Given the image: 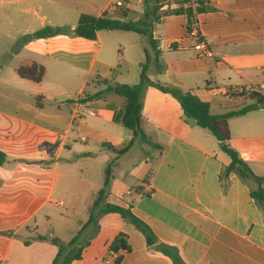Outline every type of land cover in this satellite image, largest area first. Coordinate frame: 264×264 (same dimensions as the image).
I'll return each mask as SVG.
<instances>
[{"label":"crops","instance_id":"obj_1","mask_svg":"<svg viewBox=\"0 0 264 264\" xmlns=\"http://www.w3.org/2000/svg\"><path fill=\"white\" fill-rule=\"evenodd\" d=\"M193 1L154 0L160 12ZM203 1L209 9L198 14V26L214 52L211 58L200 56L185 38L186 14H162L154 23L156 55L133 31L101 30L94 40L72 33L82 14L116 15L110 0H0V152L6 156L0 164V264H52L57 246L37 236L68 242L91 214L96 217L84 233L89 243L72 264H116L119 256V264H173L148 246L133 224L104 213L105 203L130 207L159 241L179 248L188 264H264V216L249 186L231 173L223 187L219 176L230 157L212 134L184 118L172 95L156 87L145 92L142 129L162 146L146 143L158 155L149 153L124 170L136 183L131 187L112 191V173L106 197L95 205L105 178L90 174V166L98 165L106 151L116 154L113 147L121 148L132 134L121 122V98L110 93L89 99L105 88L94 79L137 84L118 78L129 57L140 79L148 47L152 81L192 90L217 114L251 103L239 97L241 88L264 85V0ZM125 2L136 21L143 1ZM46 26L69 32L29 38ZM22 60L44 66L40 83L18 75ZM37 97L44 98L43 105L35 103ZM78 104L96 113L76 115ZM229 126L230 145L251 168L259 164L257 175L264 177V103L231 118ZM80 209L84 213L76 215ZM119 233L127 235L129 251L110 249Z\"/></svg>","mask_w":264,"mask_h":264},{"label":"trees","instance_id":"obj_2","mask_svg":"<svg viewBox=\"0 0 264 264\" xmlns=\"http://www.w3.org/2000/svg\"><path fill=\"white\" fill-rule=\"evenodd\" d=\"M142 1L144 10L136 21L128 19L129 10L125 7H122L116 12V15L105 13L100 17H96L89 14H82L72 33L76 36L94 40L96 39L97 33L101 30L133 31L143 36L147 41L148 47H151L157 55L156 42L153 39L152 29L154 23L159 21L162 14H186L188 17L187 31H190L194 25H198V14L209 9L205 6L203 0H194L191 5L186 7L160 12L161 6L156 4L154 0ZM66 32L69 31L61 27L46 26L29 36V38H44ZM148 47L145 49L147 56L146 62L141 64L140 79L137 84H119L107 79H94L99 85H104L105 88L96 94L89 96V99L101 98L105 94L110 93L121 98V122L132 134L130 141L124 144L121 148L113 147L116 152V158L110 161L106 167L105 185L98 193L95 205L99 204V202L103 200V197H106L107 195V187L110 184L112 170L116 165L117 160L128 153L138 140L148 143L156 148L162 147L152 142L142 129L145 92L149 87H156L160 91L172 95L180 103L184 118L188 122L206 129L218 140L221 149L230 157L229 165L224 168L219 176L223 187H227L229 175L235 173L249 186L250 196L254 199L264 216V177L256 175L252 171L249 163L241 157L240 153L234 147L230 145L231 131L229 126V120L231 118L244 115L262 105L264 103L263 94L261 92L246 91L243 87L240 89L239 97H246L249 99L251 101L249 105L226 113H214L210 103L200 99V97L192 90L183 91L176 87L152 81L148 74L150 66ZM16 72L21 78L34 83H40L45 75V68L34 61L22 60L16 66ZM43 100V97L35 98V101L37 102L36 104L38 105H43ZM5 160V154L0 152V164L4 163ZM136 189L138 192H142L140 187H137ZM94 211L95 207L92 208L91 212L94 213ZM102 211L104 213H117L123 220L133 224L135 228L144 235L148 246H154L156 251L168 256L173 264H188L182 258L179 248L166 242L159 241L152 228L136 216L130 207L124 208L105 203ZM93 215L94 214H91L92 217L90 218V222L85 224L82 230H80V232L68 242L59 237L45 235L37 236L40 239H48L57 246L58 252L52 264H72V262L81 258L83 249L89 243V240L86 239L87 235H84V233L94 221V216L96 217V215ZM110 249L116 253L120 250L129 251L130 246L127 243V235L119 233L111 243ZM115 262L116 264H119L121 262V256L117 257Z\"/></svg>","mask_w":264,"mask_h":264},{"label":"rangeland","instance_id":"obj_3","mask_svg":"<svg viewBox=\"0 0 264 264\" xmlns=\"http://www.w3.org/2000/svg\"><path fill=\"white\" fill-rule=\"evenodd\" d=\"M121 9V8H120ZM119 9V10H120ZM52 13V12H50ZM42 14H44V12H42ZM141 16V15H140ZM73 17H71V21H72ZM128 19L133 20L134 19V15H130L128 17ZM142 40H145V38L143 36H141ZM142 43H145L144 41H142ZM121 56V54H119ZM129 57L127 58V60L124 63V69H125V73L124 76H120L118 78V80L123 81V82H132L133 83H137L139 81V67L136 66L134 63L132 64L131 62H129ZM118 73V72H117ZM134 76V79L131 80V76ZM221 85V83H220ZM35 103H37L35 101ZM248 103H250V101H248ZM213 138V137H211ZM214 141H216V139L213 138ZM146 143L138 140L136 142V145L134 147V149H132V151L122 159L121 161V165L119 166H115L113 167L112 173L113 176H115V179L112 180V184L110 186V188L112 189V191H115L117 188L122 187V188H127V187H131L134 184H136L134 181H132L129 177H125L124 176V170L125 169H130L132 167H135V165H137V163H141L143 162L144 158L146 157L147 154L149 153H154L155 155H158V150L152 147H145ZM145 148H148L147 150H145ZM219 152V150L217 151ZM116 154L110 152V151H106L103 153V157H101V161L99 162L98 165H93L90 166V174H92L93 176H97L99 178V180H101L102 182L104 181L105 175H104V169L106 168V166L108 165V163L113 160V158L115 157ZM108 159V160H107ZM110 159V160H109ZM108 161V162H107ZM155 163V160H154ZM260 168H262L259 164H253L252 165V171L257 175L260 174ZM99 171V173H98ZM94 177V178H95ZM65 207H57L56 211L59 212H65ZM84 213V209H80L76 211V215L78 214H82ZM73 218L76 219V216H74ZM65 237V236H64Z\"/></svg>","mask_w":264,"mask_h":264},{"label":"built area","instance_id":"obj_4","mask_svg":"<svg viewBox=\"0 0 264 264\" xmlns=\"http://www.w3.org/2000/svg\"><path fill=\"white\" fill-rule=\"evenodd\" d=\"M126 4L125 0H110L109 10L110 12H115L120 8L124 7ZM186 39L192 40L194 43V48L199 51L200 56L205 57H214V52L207 43L204 35L200 32L199 26L194 25L190 31H187L185 36ZM264 90V85L252 86L250 91L261 92ZM96 112L91 108H88L84 104H78L76 115L79 114H90L94 115ZM132 194L131 191L128 192V195ZM64 202L58 201V205H63Z\"/></svg>","mask_w":264,"mask_h":264}]
</instances>
